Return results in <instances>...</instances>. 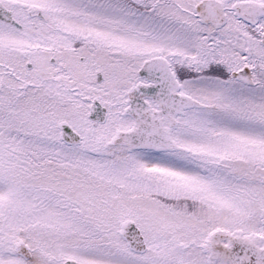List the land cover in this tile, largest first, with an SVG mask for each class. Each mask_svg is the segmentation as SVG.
Listing matches in <instances>:
<instances>
[{
    "label": "snow or ice",
    "instance_id": "obj_1",
    "mask_svg": "<svg viewBox=\"0 0 264 264\" xmlns=\"http://www.w3.org/2000/svg\"><path fill=\"white\" fill-rule=\"evenodd\" d=\"M0 264H264V0H0Z\"/></svg>",
    "mask_w": 264,
    "mask_h": 264
}]
</instances>
